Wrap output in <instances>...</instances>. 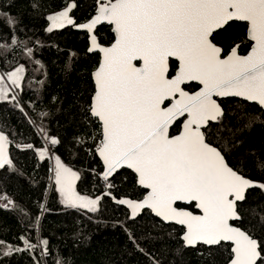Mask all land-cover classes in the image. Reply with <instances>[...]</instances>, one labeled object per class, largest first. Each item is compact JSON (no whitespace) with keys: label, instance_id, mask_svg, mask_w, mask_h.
<instances>
[{"label":"snow or ice","instance_id":"snow-or-ice-1","mask_svg":"<svg viewBox=\"0 0 264 264\" xmlns=\"http://www.w3.org/2000/svg\"><path fill=\"white\" fill-rule=\"evenodd\" d=\"M94 3L96 15L88 22L75 23L70 12L76 5L70 3L47 17L51 22L47 31L72 25L92 33L102 22L113 26L115 41L110 46H101L91 35L89 48L102 53L92 74L95 91L88 111L100 122L96 151L103 162L106 187H114L109 177L117 169H131L138 184L148 190L139 201L117 200L127 205L132 218L150 209L164 221L184 227L182 240L186 247L226 242L231 253L228 264H264V241L231 223L242 219L238 202L245 201L247 191L264 190V183L230 166L222 152L207 141L205 131L210 122L224 115L213 97H240L264 109V0ZM3 15L8 24H15L14 17ZM234 21L247 24V38L252 43L246 55L238 54L239 45H230L224 54L225 49L217 42L220 31H226ZM134 61L142 63L137 66ZM23 72L21 65L0 75V100L8 99L11 91L6 80L19 88ZM192 82L198 90L189 92L186 86ZM181 118L182 128L171 135L170 128ZM46 138L51 145L60 143L55 137ZM8 143V137L0 132V169L13 164L8 157ZM38 155L44 159L48 149H40ZM255 166L264 171V161L257 159ZM54 174L56 190L66 207L97 210L100 198L76 191L79 174L63 164L59 156L55 158ZM0 202L3 208L17 207L4 194H0ZM178 202H194L201 214L177 206ZM259 223L264 226V216H260ZM20 239L23 249L0 241L3 254L38 246L26 237ZM38 244L41 255H48V240H39Z\"/></svg>","mask_w":264,"mask_h":264},{"label":"trees","instance_id":"trees-1","mask_svg":"<svg viewBox=\"0 0 264 264\" xmlns=\"http://www.w3.org/2000/svg\"><path fill=\"white\" fill-rule=\"evenodd\" d=\"M70 3L76 5L70 12L76 24L88 20L96 8L94 0H0V73L24 68L20 87L13 88L16 100L11 93L0 100V132L8 137V157L13 162L12 167L0 169V194L17 206L0 207V241L23 249L21 236L33 244L48 240V255H41L40 245L11 255L0 249V264H227L228 244L186 248L181 227L164 224L147 210L130 217L117 200L138 201L145 193L131 172H117L109 179L114 185L110 190L101 179L95 154L100 126L88 111L94 90L90 74L99 56L87 52L86 33L72 25L47 31V17ZM3 14L14 17L15 24H8ZM95 36L101 45L113 40L105 25L96 29ZM216 39L225 52L230 45H239L241 53L250 47L246 25L240 22L230 23ZM220 104L224 115L205 130L207 141L234 169L264 183V171L255 166L257 159L264 161V110L234 98ZM30 121L42 122L45 137L60 141L48 144L52 161L59 156L79 174L75 186L80 195L100 198L95 212L61 203L51 181L53 162L38 155L45 146ZM29 144L32 148L26 147ZM109 191L111 195H105ZM177 206L194 212L192 204ZM238 211L242 219L233 224L264 241V226L259 223L264 216V190H248Z\"/></svg>","mask_w":264,"mask_h":264},{"label":"water","instance_id":"water-1","mask_svg":"<svg viewBox=\"0 0 264 264\" xmlns=\"http://www.w3.org/2000/svg\"><path fill=\"white\" fill-rule=\"evenodd\" d=\"M96 9V8H95ZM96 15V10H94V13L92 14V16L88 19V20H86L85 22H82V23H86V22H88L93 16H95ZM234 22H240V21H234ZM241 23H244V24H246V22H241ZM79 24H81V23H79ZM78 25V24H77ZM101 25H105V26H108L109 28H110V32H111V34H112V36H113V40H112V42L110 43V44H108V45H101L99 42V44L101 45V46H104V47H108V46H110L114 41H115V33L113 32V30H112V28H113V26L112 25H109V24H107V22H102L101 24H98L94 29H93V32L92 33H89L86 29H81V28H79V27H73L72 26V29L73 30H75V31H80V32H84V33H86V35H87V52L88 53H97L98 54V56H99V60H98V64H97V66H96V68L91 72V74H90V76H91V80H92V83H93V88H94V90H93V93H92V95L94 94V91H95V82H94V77H93V73L96 71V69L98 68V66H99V62H100V60H101V58H102V53H100L99 52V50L98 49H96V50H93V51H89V48L91 47V39H90V37H91V35H95V31H96V29L98 28V27H100ZM246 39L248 40V38H247V24H246ZM98 41V40H97ZM249 41V40H248ZM250 42V46H251V41H249ZM250 51V47H249V50H248V52ZM247 52V53H248ZM246 53V54H247ZM245 54V55H246ZM173 61H174V59H173ZM134 63H136V65L137 66H140V64L142 63V62H139V61H134ZM192 83H194V84H196V82H192ZM198 90V89H197ZM92 95H91V97H92ZM91 97H90V103H91ZM214 99L215 98H218V99H226V98H235V99H238V100H241V101H244V102H247V103H249V104H255L256 106H258L260 109H262L258 104H256L255 102H249V101H245L243 98H240V97H213ZM262 110H264V109H262ZM89 114H90V112H89ZM90 116H91V114H90ZM92 117V116H91ZM92 118H94V119H96L95 117H92ZM96 121L98 122V124H99V126H100V122L96 119ZM181 128H182V125H181ZM100 132H101V127H100ZM178 134V133H177ZM9 144V143H8ZM95 154H96V157L98 158V160H99V162H100V164H101V167H102V171H101V179H103V169H104V166H103V162H102V160H101V158L99 157V154L97 153V151L95 152ZM122 169H126V170H128L129 172H131L133 175H134V177H135V183H136V185L139 187V188H141V189H143V190H145V193H144V195H143V197L145 196V195H147V191L148 190H146V189H144L141 185H139L138 184V182H137V180H136V174L131 170V169H128V168H122ZM121 169H117V171L115 172V173H113V175L112 176H110L109 177V179H111L117 172H119ZM250 190V189H249ZM143 197L140 199V200H142L143 199ZM139 201V200H138ZM117 203V202H116ZM238 203H241V202H238ZM118 204V203H117ZM178 204H180V205H190V204H188V203H186V202H178ZM192 205H193V210H194V212L193 211H191V210H189V209H186V208H184L185 210H187V211H191V212H193V214H196V215H199V214H201L200 213V210L199 209H197L196 207H195V203L193 202V203H191ZM125 207L128 209V211H129V213H131V210L127 207V205H125ZM182 208V207H181ZM143 210H147V211H149L150 212V214L152 215V216H154L155 218H157L158 220H160L162 223H164V224H173V225H176V226H178V227H181L182 228V234H181V236H180V238H181V241L183 242V245H184V241L182 240V236H183V232H184V227L182 226V225H178V224H175L174 222H168V221H164L161 217H157L150 209H143ZM143 210H141L140 211V213L139 214H141V212L143 211ZM138 214V215H139ZM130 217H131V214H130ZM233 222H235V221H232L231 223H233ZM235 226V225H234ZM224 244H228V243H224ZM199 245H202V246H205V247H214V246H207V245H203V244H199ZM229 245V244H228ZM198 246V245H197ZM230 246V245H229ZM186 247V246H185ZM196 247V246H195ZM195 247H186V248H195ZM228 264V263H227Z\"/></svg>","mask_w":264,"mask_h":264},{"label":"flooded vegetation","instance_id":"flooded-vegetation-1","mask_svg":"<svg viewBox=\"0 0 264 264\" xmlns=\"http://www.w3.org/2000/svg\"><path fill=\"white\" fill-rule=\"evenodd\" d=\"M232 23V22H231ZM241 23V22H240ZM246 25V24H245ZM235 46V45H234ZM228 51H229V49H228ZM227 51V52H228ZM237 51H238V54H240V55H245L248 51H246V52H244V53H241L240 51H239V49H237ZM227 52H225L224 54H227ZM173 61V60H172ZM175 62V61H174ZM176 63V62H175ZM198 89V87H197V84H194V83H190L189 85H187L186 86V90L187 91H189V92H193V91H196ZM216 100H217V102L218 103H221V101H224V100H226V99H230V98H226V99H218V98H215ZM235 99V98H234ZM221 105V104H220ZM221 108H222V106H221ZM222 110H223V108H222ZM223 113H224V110H223ZM222 118V117H221ZM220 118V119H221ZM183 119L184 118H181V120L180 121H178L177 123H175L171 128H170V134L171 135H176L179 131H180V129H181V125H182V121H183ZM219 119V120H220ZM218 120V121H219ZM217 121H215V122H210V125L211 124H215ZM209 125V126H210ZM206 130V129H205Z\"/></svg>","mask_w":264,"mask_h":264},{"label":"built area","instance_id":"built-area-1","mask_svg":"<svg viewBox=\"0 0 264 264\" xmlns=\"http://www.w3.org/2000/svg\"><path fill=\"white\" fill-rule=\"evenodd\" d=\"M31 122V125L34 127L38 137L41 139V141L43 142L45 148L48 149V157L49 159H51L52 157V154L50 153L49 151V147H48V144H49V141L48 139L45 137V127L43 126L42 122L40 121H30ZM41 128H43V132L41 131ZM39 245V244H37ZM39 252H41V250L39 249Z\"/></svg>","mask_w":264,"mask_h":264},{"label":"rangeland","instance_id":"rangeland-1","mask_svg":"<svg viewBox=\"0 0 264 264\" xmlns=\"http://www.w3.org/2000/svg\"><path fill=\"white\" fill-rule=\"evenodd\" d=\"M66 8V7H65ZM64 8V9H65ZM64 9H62V10H64ZM61 10V11H62ZM50 24H51V22L48 20V27L50 26ZM57 29H59V28H57ZM0 75H2V73H0ZM6 83L9 85V87H10V89H11V91L9 92V93H11L13 96H15V93H14V89L13 88H16L15 86H13V85H11V83H10V81H7L6 80ZM43 124V123H42ZM44 126V125H43ZM48 156V155H47ZM55 158L56 157H54V159H53V161H52V158H51V161L53 162L52 163V176H51V181H52V183H53V186H54V189H55V191L57 192V194H58V196H59V198H60V201H61V203H62V197H61V195H60V193L56 190V184H55V174H54V168H55ZM63 204V203H62ZM64 205V204H63ZM65 206V205H64ZM85 210H87V209H85Z\"/></svg>","mask_w":264,"mask_h":264},{"label":"bare ground","instance_id":"bare-ground-1","mask_svg":"<svg viewBox=\"0 0 264 264\" xmlns=\"http://www.w3.org/2000/svg\"><path fill=\"white\" fill-rule=\"evenodd\" d=\"M51 160V159H50ZM0 203H2V202H0ZM1 208H3V207H1ZM4 209H6V208H4Z\"/></svg>","mask_w":264,"mask_h":264}]
</instances>
